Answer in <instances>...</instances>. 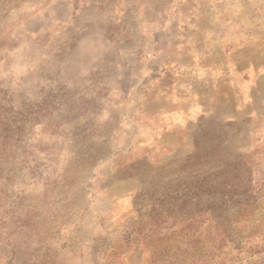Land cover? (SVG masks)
I'll return each instance as SVG.
<instances>
[{
    "label": "rangeland",
    "instance_id": "1",
    "mask_svg": "<svg viewBox=\"0 0 264 264\" xmlns=\"http://www.w3.org/2000/svg\"><path fill=\"white\" fill-rule=\"evenodd\" d=\"M0 264H264V0H0Z\"/></svg>",
    "mask_w": 264,
    "mask_h": 264
}]
</instances>
